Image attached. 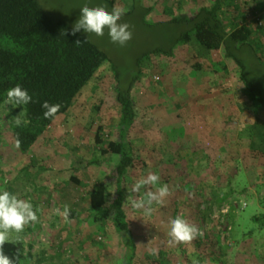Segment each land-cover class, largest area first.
I'll use <instances>...</instances> for the list:
<instances>
[{"label":"rangeland","instance_id":"rangeland-1","mask_svg":"<svg viewBox=\"0 0 264 264\" xmlns=\"http://www.w3.org/2000/svg\"><path fill=\"white\" fill-rule=\"evenodd\" d=\"M140 1L153 8L143 20L139 10L132 8L133 0H115L114 6L128 10L121 21L129 23L133 32L127 45L113 44L107 31L103 37L89 39L116 64L123 84L138 75L136 60L164 46L171 34L168 29H151L149 24L168 20L166 8L178 11L179 0ZM212 1L181 0V10L192 14ZM38 2L71 27L83 6H106L102 0ZM232 18L256 33L264 28V0H235ZM256 35L264 37L263 32ZM257 46L262 54L261 44ZM195 64L202 69H195ZM249 67L256 74L250 61ZM140 70L133 89L138 116L129 140L148 166L132 173L126 187L131 189L139 178L157 173L171 192L152 216L144 217L136 210L137 214H131L139 264H156L160 249L168 255L165 264H187L183 255L193 263L199 260V251L192 254L186 243L167 245L169 221L178 215L215 242L222 254L218 264H264V110L258 117L259 133L250 138L256 132L251 131L253 108L240 94L234 62L221 51H202L192 42L175 47L170 57L150 55ZM259 74L264 82V70ZM21 112L11 105L0 106V188L39 209L38 221L19 234L12 233L8 240L22 245L21 264H119L126 255V240L111 226L95 222L89 199L98 182L113 188L110 175L117 157L102 154L108 136L115 137L119 131L120 105L111 64L101 68L69 112L27 153L18 151L12 142V118ZM228 121L229 140L223 133ZM99 126L107 135L103 147L95 142ZM188 154H196L199 162L193 172L181 160ZM65 205L71 210L68 221L57 213ZM250 237L258 238L257 244H247Z\"/></svg>","mask_w":264,"mask_h":264},{"label":"trees","instance_id":"trees-1","mask_svg":"<svg viewBox=\"0 0 264 264\" xmlns=\"http://www.w3.org/2000/svg\"><path fill=\"white\" fill-rule=\"evenodd\" d=\"M102 1L111 8L115 4V0ZM133 1L132 8L139 10L142 20L153 11V8L142 5L140 0ZM234 3L235 0H213L192 14L182 12L181 0L177 2L178 11L176 8H166L165 13L171 16L168 20L149 24L151 29H168L171 32L163 42L165 45L138 58V75L123 84L116 64L104 50L90 40L86 43L87 38L80 32L73 36V27L45 11L38 0H0V106L7 90L17 84L33 96V102L25 106L23 112V119L29 121L27 126H11L13 145L15 146L19 138L21 145L17 150L21 153L29 152L49 127L60 116L69 112L101 68L107 63L111 64L116 99L120 105L119 131L115 137L108 136L109 140L106 148L102 149V154L117 157L110 175L113 188L105 182H98L89 199L95 222L111 226L115 233L126 240V255L119 264L140 263L138 238L130 218L131 214L137 212L131 208L128 201L131 189H128L126 184L132 173L140 172V166H148L146 161L139 158L129 140L130 131L138 116L133 89L140 79V66L144 60L156 53L170 57L175 47L192 42L202 51H221L224 57L234 62L237 67L240 94L253 108L254 122L251 131L256 132L250 138L259 133L258 117L264 110V82L259 79L260 71L264 70V37L257 39L256 34L264 33V28H258L255 33L248 26L236 23L232 18ZM77 40L81 42L79 45L76 44ZM259 44L262 46V54L257 52ZM249 61L254 65L256 74L254 69L249 72ZM194 68L199 71L202 69L199 64H195ZM45 101L61 105L54 120L43 117L45 109L42 104ZM15 108L23 111L22 106ZM230 125L228 121L223 127L227 140ZM106 136L103 126H99L95 138L96 145L103 147ZM186 157H181V160L186 162L189 171L193 172L199 163L195 158L196 154H188ZM96 163L98 162H91ZM72 180L78 182L75 178ZM200 195L203 196V192ZM254 238L256 237H250L246 243L257 244L258 238ZM167 239V245L171 246V238ZM186 244L192 248V254L195 249L199 251V260L195 263L189 261V256L183 255L187 264H218L222 254L215 249V242L207 235L199 232ZM3 252L14 264L22 263L24 250L20 243L7 241ZM157 256L161 257V263ZM166 257L168 255L160 249L156 255V264H165Z\"/></svg>","mask_w":264,"mask_h":264},{"label":"clouds","instance_id":"clouds-1","mask_svg":"<svg viewBox=\"0 0 264 264\" xmlns=\"http://www.w3.org/2000/svg\"><path fill=\"white\" fill-rule=\"evenodd\" d=\"M126 9L120 6H113L111 10L107 6L89 7L87 5L80 9V17L75 22L71 34L75 36L83 31L87 34V41L90 37H103L105 31L110 41L119 46H125L133 38L131 25L121 22L122 17L126 14ZM81 42L76 41L79 45ZM33 102V96L28 90L17 84L6 92V97L2 101V105L15 107H23L20 115L12 118L16 127L27 126L29 123L26 119H21V115L25 110V106ZM43 117L45 119L56 118L61 105L50 104L45 101L42 104ZM21 141L17 138L15 147L19 148ZM143 195L136 198L135 193ZM171 189L167 183H161V178L157 173H148L135 181L128 196V201L132 209L141 213L144 217H150L154 214L158 207L163 206L167 197L170 195ZM39 209L34 208L30 200L19 198L12 192L0 188V264H14V261L3 252L4 244L10 239L12 233H21L25 227L31 223L38 221ZM57 213L69 220L71 210L65 205L63 210L57 209ZM199 234L198 228L188 222L183 216H176L169 221L168 235L171 238L170 243L180 244L188 243Z\"/></svg>","mask_w":264,"mask_h":264}]
</instances>
